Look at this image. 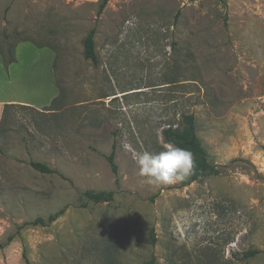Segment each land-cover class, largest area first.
Masks as SVG:
<instances>
[{"label":"rangeland","instance_id":"rangeland-1","mask_svg":"<svg viewBox=\"0 0 264 264\" xmlns=\"http://www.w3.org/2000/svg\"><path fill=\"white\" fill-rule=\"evenodd\" d=\"M13 48L12 95L42 104L52 76L57 95L2 114L0 264H264V0H0ZM181 114L220 173L150 185L133 157Z\"/></svg>","mask_w":264,"mask_h":264},{"label":"trees","instance_id":"trees-1","mask_svg":"<svg viewBox=\"0 0 264 264\" xmlns=\"http://www.w3.org/2000/svg\"><path fill=\"white\" fill-rule=\"evenodd\" d=\"M104 7V3L103 6ZM94 30H91L83 41V56L85 59L89 60L94 66L98 65V58L94 50ZM16 47V46H15ZM2 56L3 62L5 65L13 63L14 59V48L11 55L0 53ZM11 105H5L3 109L4 111L9 108ZM2 113V114H3ZM181 127H172L168 126L163 128L161 131L162 140L165 144H171L176 147L185 148L192 153L193 160H194V167L192 174L185 179L183 182H179V187L184 188L189 186L195 181L202 179L203 177L207 176H216L220 173V166L213 165L208 160V154L206 149L203 147L201 140L196 134L195 131V120L192 114H181ZM1 124V123H0ZM108 165L111 169L113 175L117 176V166L114 162V151L112 150L109 155L105 157ZM30 166L44 174H52L54 171L50 169L45 164L39 162H30ZM117 181V178H116ZM115 193L112 191H84L82 193V197L87 201L94 204H101V203H110L113 201ZM63 213V210L49 215L46 220L42 218L35 219L31 224L32 225H40L44 226L47 225L57 219L59 215ZM154 235L151 232L150 234V242L154 243ZM259 251L257 250H248L242 254L243 258H253ZM23 258L28 263L25 255L23 254ZM143 264H155L154 257H151L148 261L144 262Z\"/></svg>","mask_w":264,"mask_h":264},{"label":"clouds","instance_id":"clouds-1","mask_svg":"<svg viewBox=\"0 0 264 264\" xmlns=\"http://www.w3.org/2000/svg\"><path fill=\"white\" fill-rule=\"evenodd\" d=\"M133 159L138 175L154 186L183 182L192 174L194 167L192 153L171 144L159 152L144 150L136 153Z\"/></svg>","mask_w":264,"mask_h":264},{"label":"crops","instance_id":"crops-1","mask_svg":"<svg viewBox=\"0 0 264 264\" xmlns=\"http://www.w3.org/2000/svg\"><path fill=\"white\" fill-rule=\"evenodd\" d=\"M50 56H52L51 52L49 51ZM51 69V66H49ZM12 72V70H10ZM10 71H4L2 69V65L0 63V121L2 118V113L5 105H11V104H24L28 106H33V107H38V106H43L46 104H49L52 102L56 95H57V88L55 86V79L54 76H52V81L48 83L50 89L49 92L51 94L49 97L42 102V104H36L35 102L25 99L22 96H13L12 92L15 90V82L11 79V72ZM52 71V70H51ZM53 74V72H52ZM21 98V99H20Z\"/></svg>","mask_w":264,"mask_h":264}]
</instances>
